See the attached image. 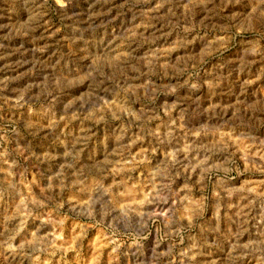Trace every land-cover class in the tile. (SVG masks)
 Here are the masks:
<instances>
[{"label": "rangeland", "instance_id": "1", "mask_svg": "<svg viewBox=\"0 0 264 264\" xmlns=\"http://www.w3.org/2000/svg\"><path fill=\"white\" fill-rule=\"evenodd\" d=\"M0 264H264V0H0Z\"/></svg>", "mask_w": 264, "mask_h": 264}, {"label": "bare ground", "instance_id": "2", "mask_svg": "<svg viewBox=\"0 0 264 264\" xmlns=\"http://www.w3.org/2000/svg\"><path fill=\"white\" fill-rule=\"evenodd\" d=\"M128 195V194H127Z\"/></svg>", "mask_w": 264, "mask_h": 264}]
</instances>
